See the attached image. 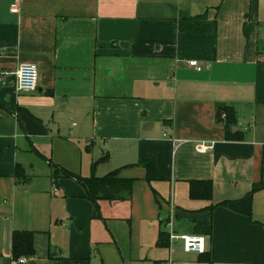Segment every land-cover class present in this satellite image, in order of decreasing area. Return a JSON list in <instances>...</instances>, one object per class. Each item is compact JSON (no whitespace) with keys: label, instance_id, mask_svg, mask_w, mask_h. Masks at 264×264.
Instances as JSON below:
<instances>
[{"label":"crops","instance_id":"crops-1","mask_svg":"<svg viewBox=\"0 0 264 264\" xmlns=\"http://www.w3.org/2000/svg\"><path fill=\"white\" fill-rule=\"evenodd\" d=\"M23 64L38 90L0 87V264H16V231L35 233L28 264H264V0H0V69ZM99 156L95 170L135 180L131 200L97 208L53 178L87 177ZM152 157L150 183L138 164ZM172 217L203 255L170 239Z\"/></svg>","mask_w":264,"mask_h":264},{"label":"trees","instance_id":"trees-1","mask_svg":"<svg viewBox=\"0 0 264 264\" xmlns=\"http://www.w3.org/2000/svg\"><path fill=\"white\" fill-rule=\"evenodd\" d=\"M216 122L223 124L226 130L228 139H238V135L232 134V129L237 124L236 111L233 107L228 105H221L217 109ZM108 157L102 158L95 164L94 168L100 163L106 162ZM147 171V181L150 183L156 180L157 161L155 157L138 164ZM55 180L59 178L74 179L85 189L87 198L98 208L100 201H129L133 195V188L135 180L124 179L121 177V169L112 171L103 177L84 178L68 172L62 168L54 166ZM16 179L18 183L24 184L28 177L25 172L18 167L16 171ZM264 188V184L255 186L254 189L259 190ZM213 193V185L211 181H193L190 183V197L192 199H206L211 200ZM206 232L211 233V225L207 223ZM34 232L31 231H16L12 240V252L14 261H18L22 257L32 258L35 256L34 250ZM164 233H161L158 245L165 244ZM203 255V254H202Z\"/></svg>","mask_w":264,"mask_h":264},{"label":"built area","instance_id":"built-area-1","mask_svg":"<svg viewBox=\"0 0 264 264\" xmlns=\"http://www.w3.org/2000/svg\"><path fill=\"white\" fill-rule=\"evenodd\" d=\"M19 4H15L12 9L17 10ZM189 65L195 68L197 71H201V67L196 61L189 62ZM14 75L16 78V88L18 92L21 93H32L38 90L39 82V68L36 64H23L20 68L12 73L7 70L0 69V87L6 84L8 77ZM212 146L207 144H200L197 146L199 152H206ZM55 192L56 188L53 189ZM167 227L171 230L170 239L171 240H181L184 245V249L188 253L204 254L206 251V240L203 236H188L182 235L177 236L174 234L173 227V217L171 221L167 224ZM16 264H28V260L25 257L20 258L16 261Z\"/></svg>","mask_w":264,"mask_h":264},{"label":"rangeland","instance_id":"rangeland-1","mask_svg":"<svg viewBox=\"0 0 264 264\" xmlns=\"http://www.w3.org/2000/svg\"><path fill=\"white\" fill-rule=\"evenodd\" d=\"M102 157H98L97 158V160H96V162H99L100 161V159H101ZM95 162V163H96ZM94 164V163H93ZM100 165V164H99ZM97 172H98V174H97ZM95 175L96 177H103V176H105L106 174H102V172L100 173V170H98L97 171V169L95 170V168H94V165H93V167L92 166H90V172H89V175L87 176V177H85V176H82V177H84V178H89V177H92V175ZM99 174H101V176L99 175ZM53 178L55 179V172L53 173ZM47 179V178H46ZM62 179H64V178H62Z\"/></svg>","mask_w":264,"mask_h":264}]
</instances>
